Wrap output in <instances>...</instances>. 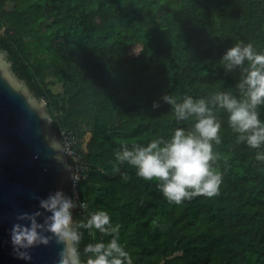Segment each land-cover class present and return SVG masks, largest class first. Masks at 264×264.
<instances>
[{"label": "trees", "instance_id": "obj_1", "mask_svg": "<svg viewBox=\"0 0 264 264\" xmlns=\"http://www.w3.org/2000/svg\"><path fill=\"white\" fill-rule=\"evenodd\" d=\"M0 30V50L46 101L55 133H75L87 167L75 219L107 211L133 264H264V163L236 143L226 113L218 196L176 205L128 165L114 167L121 143L189 126L164 94L235 90L239 73L219 60L241 40L264 51V0H0ZM65 192L76 200L69 183ZM100 239L84 230L81 250Z\"/></svg>", "mask_w": 264, "mask_h": 264}, {"label": "clouds", "instance_id": "obj_2", "mask_svg": "<svg viewBox=\"0 0 264 264\" xmlns=\"http://www.w3.org/2000/svg\"><path fill=\"white\" fill-rule=\"evenodd\" d=\"M219 62L225 73H239L235 90L199 97L164 94L161 99L172 109L177 125L189 122V126L175 127L168 138L157 136L131 146L121 143L114 151L116 171H120L119 165H128L138 178L154 181L163 198L176 205L198 196H218L223 181V173L214 167L219 159L216 146L223 142V122L218 113L227 114L236 143L257 150L254 159L264 163V51L241 40L227 47ZM158 107L159 102L154 101L153 108ZM59 139L45 137L57 162H61L64 151ZM65 170L75 189L79 178L70 168ZM77 207L83 205L60 188L38 198L37 208L19 213L9 231L14 256L30 262L31 249L53 241L59 245L55 264H133L130 252L121 243V225L114 224L105 210L92 211L77 220L73 216ZM84 230L93 237L98 232L101 239L81 250ZM104 237L111 238L105 241Z\"/></svg>", "mask_w": 264, "mask_h": 264}, {"label": "water", "instance_id": "obj_3", "mask_svg": "<svg viewBox=\"0 0 264 264\" xmlns=\"http://www.w3.org/2000/svg\"><path fill=\"white\" fill-rule=\"evenodd\" d=\"M8 64L0 54V264H55L59 245L53 241L31 249L30 262L17 259L9 231L19 213L37 208L38 198L65 191L70 175L65 167L73 173V165L64 152L61 162L52 159L45 137L59 136L46 122L52 121L46 101L29 93Z\"/></svg>", "mask_w": 264, "mask_h": 264}, {"label": "built area", "instance_id": "obj_4", "mask_svg": "<svg viewBox=\"0 0 264 264\" xmlns=\"http://www.w3.org/2000/svg\"><path fill=\"white\" fill-rule=\"evenodd\" d=\"M59 138L63 145V152L67 157L68 162L73 165V174L79 178L75 189H73L72 185L69 183L70 190L75 199L78 200V203L83 205L82 208L85 209L87 203L80 198L79 183L86 177L87 167L81 162L82 154L78 150L75 133L72 130L63 128L59 133Z\"/></svg>", "mask_w": 264, "mask_h": 264}, {"label": "rangeland", "instance_id": "obj_5", "mask_svg": "<svg viewBox=\"0 0 264 264\" xmlns=\"http://www.w3.org/2000/svg\"><path fill=\"white\" fill-rule=\"evenodd\" d=\"M19 79H20V78H19ZM20 80H21V79H20ZM21 81H23V80H21ZM25 85H26V88H27L28 92L31 93V94H33V96H34L35 98H38V97L35 96L34 93L29 89V87L27 86V84H25ZM53 89H54L55 92H57V91H60V90L62 89V87H61L60 84H58V85H55V86L53 87Z\"/></svg>", "mask_w": 264, "mask_h": 264}]
</instances>
